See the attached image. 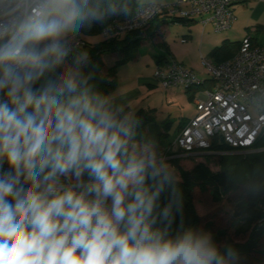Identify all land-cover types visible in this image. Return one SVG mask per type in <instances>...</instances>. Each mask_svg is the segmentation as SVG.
<instances>
[{
	"label": "clouds",
	"instance_id": "1",
	"mask_svg": "<svg viewBox=\"0 0 264 264\" xmlns=\"http://www.w3.org/2000/svg\"><path fill=\"white\" fill-rule=\"evenodd\" d=\"M130 11L0 0V264H225L210 233L184 226L173 165L75 50L85 23Z\"/></svg>",
	"mask_w": 264,
	"mask_h": 264
},
{
	"label": "trees",
	"instance_id": "2",
	"mask_svg": "<svg viewBox=\"0 0 264 264\" xmlns=\"http://www.w3.org/2000/svg\"><path fill=\"white\" fill-rule=\"evenodd\" d=\"M127 2L131 8L130 14L105 15L101 20L85 23L80 32L85 43L78 51L86 50L89 53V64L85 68V72L92 74V82L95 84L96 90L105 95L114 91L118 84V69L137 56L143 41L142 35L139 34L141 29L129 32L121 38L111 39L103 34V30L109 22L114 19L129 18L136 13L141 5L146 4H140L138 0H127ZM155 20L160 19L157 17ZM193 21L194 19L173 17L160 20L158 25L161 26L164 22L190 24ZM261 28L264 26H258L256 31H260ZM98 35H102L104 38L97 41L90 40ZM250 37L254 44H261L257 42L255 35ZM241 42L242 40H224L221 45L212 50V61L219 63L230 59L240 48ZM162 45L165 46L164 43ZM109 52L116 53L118 56L112 66H107L104 59L105 53ZM156 58L161 61L163 58L167 59L168 54L166 52L159 53ZM211 84V79H205L203 85L196 88L201 89ZM193 88L186 90L190 91ZM154 112V108H140L136 111L135 114L141 121L137 129V138L141 140L149 138L155 140L157 144H163L170 136L171 123L165 121L163 124H157ZM186 122L187 120L180 122L176 129L177 134ZM171 144L172 141H169L166 158L175 169L178 186L182 193L184 226L195 227L199 231H211L213 237L219 241L225 239L223 245H218L221 252L225 254V264H256L257 259L254 254L264 255V251L257 249V240L251 241L253 233L261 226H259V220L261 224H264V127L255 144V147L260 149L258 151L233 152L234 149L228 144L214 141L210 152L203 154L202 157L205 160H210L214 156L218 157L220 169L216 172L212 171L206 161H198L197 156L199 155H183L181 150H172ZM186 160L193 164L190 168L184 167L183 162ZM5 166L7 167V164ZM197 188L202 193H208L213 202L209 208L207 206L206 213H201L198 209L203 200L198 197ZM224 198L233 202L234 215L230 219L228 218L226 226L217 227V218L229 216V212L223 210ZM180 219L181 217L177 215L176 222L171 229L173 234L179 227ZM229 228L235 230L237 234L241 235L240 237L249 236L248 239L236 242L229 236ZM229 250L232 252L231 258L228 256Z\"/></svg>",
	"mask_w": 264,
	"mask_h": 264
},
{
	"label": "built area",
	"instance_id": "3",
	"mask_svg": "<svg viewBox=\"0 0 264 264\" xmlns=\"http://www.w3.org/2000/svg\"><path fill=\"white\" fill-rule=\"evenodd\" d=\"M241 1H151L141 5L131 17L109 22L103 34L111 39L121 38L129 32L146 28L161 16L198 19L204 28L211 25L215 31H224L235 21L234 6ZM84 43L79 35L75 50L78 51ZM203 62L212 84L200 89L195 98V117L187 120L170 148L194 156L210 152L216 141L228 144L238 153L260 150L255 144L264 127V45L254 44L251 37L246 36L230 59L219 63ZM154 76L165 88L189 89L203 85L205 81L173 59L158 64Z\"/></svg>",
	"mask_w": 264,
	"mask_h": 264
},
{
	"label": "rangeland",
	"instance_id": "4",
	"mask_svg": "<svg viewBox=\"0 0 264 264\" xmlns=\"http://www.w3.org/2000/svg\"><path fill=\"white\" fill-rule=\"evenodd\" d=\"M149 1L151 0H138L140 4L148 3ZM163 1L173 2L175 0ZM159 21L160 20H157L146 28L139 30V34L143 37L140 51L134 59L118 69V84L115 87L116 91L119 92L120 90H125L128 86H135L138 84L139 77L153 79L156 64L154 56L156 52H159L162 49L161 45L163 40L166 41L168 44L167 46L171 48V55L177 60V62H183L184 65L192 70L200 79H211L203 61H210L212 59L211 56L208 55L207 50L209 48L211 50L216 40L219 37L221 38L226 30L217 32L211 25L203 28V25L200 22H193L190 24L170 22L168 25L169 32L164 35L162 29L159 31ZM257 36L260 41L264 42V31L259 32ZM184 37L187 39L185 42L182 41V38ZM102 38H104V36L98 35L90 40L97 41ZM117 57L116 53H105L104 59L106 65L112 66ZM139 88L141 96L138 97L132 105L133 108H135L132 111L136 112L141 107H145L146 109L154 108V119L157 124H163L165 121L171 123L169 130L170 136L163 144H158L159 150L166 157V152L169 148L168 143L175 139L177 135L176 129L180 122L195 117L197 113L195 98L199 96L200 90L196 87L190 91H187L184 87L177 86L165 88L159 82L154 86H149L148 84L140 85ZM115 89L113 92H115ZM234 151L235 150H233V152ZM197 155H199L197 156L198 161H206L212 171L216 172L220 169L217 156L212 157L210 160H205L204 157H202L203 154ZM183 165L186 168H190L193 164L186 160L183 162ZM196 193L198 194V197L203 200L198 209L201 213H206L208 211L207 206L209 208L213 203L211 197L208 193L200 192L198 188L196 189ZM223 210L228 211L229 216L217 218V227L226 226L228 218L230 219V217L234 215L233 202L224 198ZM260 225L263 224H261V221L259 220V226ZM205 232L212 235L211 231L206 230ZM229 236L236 242H243L249 237H240L241 235L237 234L232 228H229ZM212 239L217 246L223 245L225 242V239L219 241L213 237V235ZM254 240H257V249L259 251H264V230H262ZM254 257L257 259L256 264H264L263 254L255 253Z\"/></svg>",
	"mask_w": 264,
	"mask_h": 264
},
{
	"label": "crops",
	"instance_id": "5",
	"mask_svg": "<svg viewBox=\"0 0 264 264\" xmlns=\"http://www.w3.org/2000/svg\"><path fill=\"white\" fill-rule=\"evenodd\" d=\"M151 1H156V0H151ZM151 1H149V2H151ZM234 12H235V16H236L235 21L233 22L231 27L226 30V32L222 35V37L221 38L219 37L216 40V42L212 46L211 50H210V48L207 50V53L209 56H211L212 50L216 46L221 45L224 40L241 41L246 36H254L255 35L257 42L264 45V42L260 41V39L257 36L259 32L264 31V28H261L260 31H256L258 26H264V0H242L241 2L237 3L234 6ZM159 19L160 20L168 19V17L161 16V17H159ZM154 22H156V20ZM193 22H199V21H198V19H194ZM168 25H169L168 22H164L160 26L159 31H160V29H162L163 30L162 32H164V35L167 34L169 32ZM159 34H161V33H159ZM157 36H159V35H157ZM162 39H161V41H162ZM182 39H185V41L187 40L186 37H184ZM162 42L165 44V46L161 45L162 49L159 52H156L155 56H154V58L156 60L155 69H156V66L160 62L162 63V62H165L167 60H172V59L177 61L171 55V48H169L167 46L168 45L167 42L164 40ZM164 52H166L168 54V58L167 59L163 58V60L159 61L160 59L158 60L156 58V55L159 53H164ZM211 61H212V59H211ZM181 63L184 64L183 62H181ZM155 69H154V71H155ZM144 84H148L149 86H154V85L158 84V81L156 80L154 74H153V79L152 78H146V77H139L138 84H136L135 86H131V87L128 86L127 89L120 90L119 92L116 91V89H115V92H113L112 94H115L116 96H118L122 100V102H124L128 106V108L132 111L135 109V108H133L132 105L135 103L137 98L141 96V91H140L139 87H140V85H144ZM194 87H197V86H194ZM141 108H145V107H141Z\"/></svg>",
	"mask_w": 264,
	"mask_h": 264
},
{
	"label": "water",
	"instance_id": "6",
	"mask_svg": "<svg viewBox=\"0 0 264 264\" xmlns=\"http://www.w3.org/2000/svg\"><path fill=\"white\" fill-rule=\"evenodd\" d=\"M262 230H264V224L261 225V226H260V227H259L254 233H253L251 241H253V240L257 237V235H258Z\"/></svg>",
	"mask_w": 264,
	"mask_h": 264
}]
</instances>
